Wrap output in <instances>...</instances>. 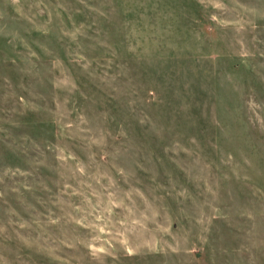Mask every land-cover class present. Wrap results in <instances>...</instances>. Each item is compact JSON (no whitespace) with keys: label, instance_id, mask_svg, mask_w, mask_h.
Masks as SVG:
<instances>
[{"label":"rangeland","instance_id":"374dc122","mask_svg":"<svg viewBox=\"0 0 264 264\" xmlns=\"http://www.w3.org/2000/svg\"><path fill=\"white\" fill-rule=\"evenodd\" d=\"M0 264H264V0H0Z\"/></svg>","mask_w":264,"mask_h":264}]
</instances>
